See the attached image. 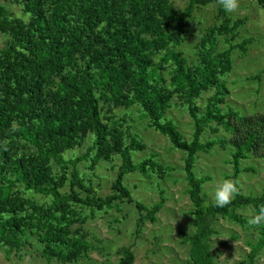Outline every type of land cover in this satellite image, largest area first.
I'll return each instance as SVG.
<instances>
[{
  "label": "trees",
  "instance_id": "1",
  "mask_svg": "<svg viewBox=\"0 0 264 264\" xmlns=\"http://www.w3.org/2000/svg\"><path fill=\"white\" fill-rule=\"evenodd\" d=\"M6 1L21 6L27 17H15L0 3V33L7 36L0 48V245L11 250L22 248L30 236L42 245L41 253L47 260L69 264L86 253V242L71 237L70 229L85 220L81 211L93 216L110 208L115 200L131 203L125 175L133 171L145 176L148 171L159 173V164L151 158L133 161V153L142 150L143 144L133 135L126 136L108 115L111 106L136 104L149 126L185 155L183 172L195 224L194 232L186 238L187 264H215L210 243L214 222L221 217L243 225L247 220L236 214L237 209L252 206L258 213L264 207V190L259 197L238 193L223 208L213 202L206 204L202 192L205 180L193 172L197 153L214 143L201 141L209 122L220 124L232 135L233 179L241 170V160L249 156L264 159V115L242 117L231 110L222 113L219 102L212 100H219L222 91L218 74L230 67L228 51L205 65L186 67L183 58L167 50L163 61L171 62V71L165 86L152 54L167 48L169 42L180 41L188 28L189 10H172L169 0ZM212 1L189 0L187 9L193 3L207 5ZM257 1L264 8V0ZM202 48L208 56L207 48ZM218 65L219 72L214 69ZM210 85L215 93L200 114L196 99ZM175 94L180 95L194 122L189 141L164 118ZM87 140L90 146L82 157L93 152L90 168L100 159H121L111 184L112 194L104 198L84 183L76 167L81 157L63 159L64 153L81 148ZM53 162L60 175H53ZM64 180L68 186L62 190ZM15 185L46 197V203L22 197L21 190L12 191ZM133 203L138 212L137 233L145 221L155 220L162 202L150 208ZM259 228L261 238L251 246L246 264H252L254 254L264 246V225ZM117 255V262L108 264H134L130 247H120Z\"/></svg>",
  "mask_w": 264,
  "mask_h": 264
},
{
  "label": "rangeland",
  "instance_id": "2",
  "mask_svg": "<svg viewBox=\"0 0 264 264\" xmlns=\"http://www.w3.org/2000/svg\"><path fill=\"white\" fill-rule=\"evenodd\" d=\"M15 17L26 20L22 7L0 0ZM170 8L176 12H186L188 28L180 35L178 43L169 42L164 50L152 54L153 65L168 86L171 62L163 61L167 50H172L185 60L186 67L201 66L213 58H218L228 51L229 69L219 73L217 82L222 91L219 100L212 99L218 109L225 113L231 110L239 116L264 115V8L257 0H239L237 12L225 14L219 0L207 5L191 4L189 0H169ZM227 26L222 30L221 26ZM7 36L0 33V48L5 44ZM241 45V48H240ZM203 46L209 51L205 55ZM219 72L221 66H216ZM171 89V87H169ZM215 89L212 85L201 91L196 99V107L200 114ZM110 115L117 123V128L127 135H133L144 148L133 153V161L140 162L151 158L159 164L160 170L148 171V176L133 171L125 175L124 184L133 202H139L150 208L162 202L155 220L145 221L136 233L138 212L133 202L115 200L110 208L96 211L93 216L85 210L81 211L84 221L73 224L71 237H79L87 244L86 253L79 256L77 262L70 264H108L119 259L117 250L130 247L134 252V264H187L189 261V245L187 236L194 232L195 224L192 205L187 194V183L183 172L184 153L171 146L168 139L149 126L148 118L136 105L113 107ZM164 118L171 120L185 141L191 139L194 122L189 117L187 107L180 95L175 94L167 108ZM217 130V131H214ZM232 137L220 124L209 122L201 135L203 143H212L206 151L196 155L193 172L203 183L204 202L212 203L209 193L220 178H232L234 167L230 163ZM90 141L81 147L66 152L64 160H76V167L96 196L104 198L112 194L111 184L115 180L119 157L111 161L100 159L90 168ZM52 164L53 175H60L56 163ZM69 170L71 166H68ZM237 176L239 195L259 197L264 190V159L249 156L240 162ZM67 178L69 175H66ZM65 190L68 181H62ZM21 190V191H20ZM12 191H20L22 197H29L39 203H46L42 195H32L22 191L15 185ZM78 191V190H77ZM81 195H84L80 192ZM38 196V197H37ZM40 197V198H39ZM236 214L247 220L243 225L219 217L214 222V233L210 236L211 251L215 264H246L249 261L251 246L261 238L259 225H252L249 219L257 211L252 206L237 209ZM264 225V223H261ZM28 237V243L22 248L9 249L0 245V264H69L55 259L47 260L41 253L42 245ZM252 264H264V246L254 254Z\"/></svg>",
  "mask_w": 264,
  "mask_h": 264
},
{
  "label": "clouds",
  "instance_id": "3",
  "mask_svg": "<svg viewBox=\"0 0 264 264\" xmlns=\"http://www.w3.org/2000/svg\"><path fill=\"white\" fill-rule=\"evenodd\" d=\"M219 2L227 15L235 14L239 7V0H219ZM238 191V181L233 178H220L209 195L214 206L223 208L231 203ZM249 223L252 225L264 223V207L260 208L258 213L251 214Z\"/></svg>",
  "mask_w": 264,
  "mask_h": 264
}]
</instances>
